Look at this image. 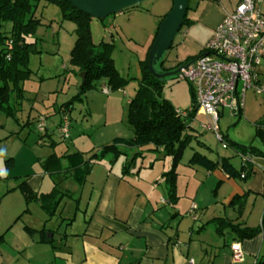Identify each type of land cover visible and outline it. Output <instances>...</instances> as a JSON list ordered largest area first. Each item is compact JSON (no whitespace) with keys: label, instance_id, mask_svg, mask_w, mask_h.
I'll list each match as a JSON object with an SVG mask.
<instances>
[{"label":"crops","instance_id":"0c3cea01","mask_svg":"<svg viewBox=\"0 0 264 264\" xmlns=\"http://www.w3.org/2000/svg\"><path fill=\"white\" fill-rule=\"evenodd\" d=\"M237 2L238 0H190V6L193 7L187 13L190 23L181 28L180 37H188L189 41L197 46L198 51L193 54H187L184 59L203 51L215 27L221 22L225 14L233 11ZM260 7L264 14V2H261ZM119 13L114 16L113 22H116L118 16L124 15L125 12L121 11ZM130 14L131 12H128L127 16ZM126 19L128 20L129 17H126ZM108 24L111 26L110 29H113L111 23L109 22ZM156 28L157 26L155 31ZM155 31L153 34H155ZM153 37L154 35H151L149 46ZM179 42L178 40L175 43L173 42L172 46L176 48ZM183 60H174L172 64L165 66L171 67ZM257 72L259 81L264 84L261 80V76H264L263 63L257 67ZM41 83L42 81H40L35 91L26 92L28 101L24 103L23 110L18 114V117L20 123H27L29 118L36 116L38 113H40V116L45 114L47 118L57 114L59 119L54 124H50V127L46 126L45 135H40V145H46L51 148V146L56 144L52 139V135L55 130H58L57 127L62 120L63 113L60 110L56 111V107L61 103H58L56 98L52 99L53 96H50L48 91L41 89ZM102 85L99 87L102 88ZM261 96L264 98V93ZM49 100L50 102L48 103ZM45 101L48 104H45ZM233 105H236L235 98ZM244 107L243 100V106L237 113L238 115L243 112ZM72 109L73 105L69 112L66 113L69 118ZM222 111L223 108L220 109L221 113ZM200 115L204 116L207 121V117L204 114L196 113L192 122L193 133L196 129H202L200 124L204 122L199 120ZM5 118L10 119V123H14V126L12 125L11 129V126L5 127L6 120H4V123L0 122V146L2 150H4L3 145H8L11 138L24 139L19 133V130L23 127L11 118ZM24 127L28 131H32L35 126L34 124H27ZM100 146L98 145L97 149H92L93 153ZM146 148L148 147L143 149ZM20 150H22V146H20ZM76 151L80 150L76 149ZM64 152L70 153L71 151L63 149L55 154L61 155ZM126 152L131 155L133 150H126ZM52 153L45 155L44 159ZM82 153L84 159L90 156L86 154L87 152ZM147 154L154 155V153L145 151L143 158L136 160L134 167L127 173L128 175L123 174L121 171L124 156H119L112 164L109 162L110 157L95 162L89 174L85 177L83 184L81 186L78 185L80 187L79 198L76 199V203L71 206V203L66 200L67 198H64L71 195V189H68L69 192L67 191V194H55L54 202L56 207L53 215L49 216L43 209L41 200L40 202L34 200L26 204L18 185L25 180L33 194H40L41 196L52 190L54 180L48 178L47 176L49 175L42 171L35 173L29 178L20 180L21 182L14 180L8 185L9 180L7 179L11 178L9 175L10 170L7 172L5 169H8L6 166L10 165L12 168L14 167L15 158L14 155L5 158L4 154L0 152V160L2 158L5 166L3 170L6 172V176L0 177V181L3 180L2 183L7 184L0 191V211L3 201L10 196L15 197L17 195L15 202L9 203V206L12 207L9 209V211H12L10 223L3 224L9 222V218L1 223L0 216V242L7 234L9 239L7 243L10 246V249L7 250L0 245V264H189L188 260L190 258L194 260L195 264H254L264 254V240L261 234H257L252 238L238 241L243 253V260L240 262L233 261L230 250V244L234 242L232 240L233 234L225 231L222 235H218L215 232L214 225L211 222L206 223L216 217H225L245 223L251 227L259 225L264 204V157H251L252 173L246 181L237 182L233 178L225 177L218 170L217 173L212 171L215 173V179L217 180L215 182L216 188H214L216 197H212L213 202L204 204L207 205L208 209L203 212H197V218L194 219L191 216L192 224L185 227L184 231H182L179 225L176 224L175 227L171 225L180 211L177 210L170 214L163 210L168 205L179 208L180 195L178 194L177 180V200L174 205L159 194L157 190H152L151 185L149 186V189L152 190L151 193L144 188L145 182L149 183L148 178H143L141 175L143 168H149L148 165H143L142 160ZM156 155L160 158L163 157L157 153ZM167 158L163 157V159ZM9 159H12V161H8ZM6 160L8 162H5ZM187 166L199 167L188 165V163ZM40 168H42V165ZM94 172H97L96 178L89 180L88 176ZM57 177L60 179L59 182L62 183V176L59 175ZM66 180L73 181L70 178ZM88 180L90 181L88 182L90 190L87 197H84L81 189ZM163 180L155 179L153 184H161ZM73 182L75 183V181ZM224 185H229L230 191L226 196L222 195L219 197V188ZM65 190L67 189L65 188ZM17 192L19 194H16ZM245 192H248V194L243 211L239 214L228 203L234 195H242ZM22 198L28 224L19 228L15 225L17 218L20 217L21 213H24L23 210L22 212L19 211L21 208L19 204L21 205ZM83 198H85V201L84 205L81 206ZM71 202L73 201L71 200ZM191 202H194L193 199ZM215 202L222 205V210L226 215H215L217 211L216 205H213ZM196 207L197 211L201 205ZM188 208L185 209L183 215L190 214V209L188 210ZM205 217V221L201 220ZM211 226L213 227L212 230L209 228ZM207 232H210L209 236L205 235ZM44 238L52 240L44 241Z\"/></svg>","mask_w":264,"mask_h":264},{"label":"rangeland","instance_id":"374dc122","mask_svg":"<svg viewBox=\"0 0 264 264\" xmlns=\"http://www.w3.org/2000/svg\"><path fill=\"white\" fill-rule=\"evenodd\" d=\"M171 1L172 0H145L137 6L123 10L122 12H125L124 15L118 16L116 22H113V18L115 15L120 14L119 12L111 14L104 19H91L90 31L92 41L98 43L103 39L114 43V47L110 53L111 58L120 74L129 80L122 88L111 90L108 94L103 93L100 89L101 87H98V89L84 93L81 99L75 98L73 100V113L71 111V116L70 118L68 117L70 137L64 140L61 138L58 130H55L52 139L56 144L51 146V148L46 145H40L41 132L39 134V131H35L33 128L32 131H28L26 127L19 130L20 136L24 138H19L18 140L20 142L15 138H11L8 145H3L4 150H2L0 146V152L4 154L5 158L12 157L13 155L15 158L14 167L12 168L10 165L6 166L8 169H5L7 172L10 170L9 175L11 178L7 179L9 180L8 185L14 182V180L19 182L24 178L26 179L35 175V173L42 172L43 169L40 168L41 162L45 155L49 153L53 152L57 154L63 149H69V151L72 152L78 149L91 155L93 153L92 149H95L98 145L108 144L116 137L130 138L133 136L132 130L128 128L125 121L127 102L137 89V79L141 75L140 61L144 60L146 57L151 35H154L153 33L159 19L169 11L172 4ZM128 12H131L129 16H127ZM36 16L38 18L42 16L45 22H49V20L52 21V26H40L36 31L35 36L39 39L38 48L42 53L30 57L29 66L34 73L30 80L24 83V87L30 91H35L40 84L38 78L42 76L46 79L42 81L40 86L41 89L48 91L50 96H53L52 99L56 98L58 103H63L74 96L78 92L79 87L80 73L76 74L74 71L75 69L69 63L70 49L76 37L74 33V24L70 21H61L58 8L54 5H46L45 7L39 5L36 10ZM126 17H129V19L127 20ZM109 22L113 26V29H110L111 26H109ZM180 33L181 30L175 35L173 41L174 43L177 42V40L180 41L177 47L175 48L172 46L165 53L164 65L172 64L174 60H183L187 54H193L198 51L197 46L193 42L191 43L188 37L181 38ZM181 42L184 43L182 44ZM261 63L264 64V59ZM261 80L264 82V76H261ZM158 98L167 99L176 109L183 110L189 107L191 103L190 84L180 77L165 78L161 84ZM49 102L50 100L48 103ZM46 103L45 101V104ZM244 106L243 112L239 115L228 108H223L222 115L218 122L220 133L225 136V140L228 143L232 141L241 146L253 145L262 150L263 147L261 146L260 140L255 137V132L258 127L264 132V98L256 94L252 89H248L244 96ZM0 116L2 118H0V122L4 123V120H6L5 127L11 126L10 128L12 129L14 123H10V119L2 115ZM58 119V115L54 114L45 119V125L50 127V124H54ZM199 120L206 122L205 117L201 115ZM258 121H260V124H258ZM194 133L198 134V139L204 142L209 150L198 147L195 141H192L185 148L176 169L178 194L180 195L178 202L179 208L168 205L163 209L164 212H169L170 214L177 210L180 211L176 216V220H174L171 225L173 227H175L176 224L179 225L182 231H184L185 227L192 224L191 216H193L194 213L203 212L205 209L207 210L208 207L204 204L213 202L212 197H216V193L214 192V188H216L215 182L217 181L215 179V173L212 172L208 174L200 167L187 166L188 159L192 152L197 148V150L205 153L210 158L226 156L230 157V161L235 167L238 168L240 164L236 149L231 146L225 149L222 148L221 143L215 139L212 132L199 128L196 129ZM20 146H22V150H20ZM252 156L255 158L264 157L256 154ZM1 160L0 168L3 169L5 166L3 160ZM142 160L143 165H148L149 167L143 168L141 174L143 178H148L149 182H145L144 188L150 193L152 190H157L159 194L168 199L166 181L163 180L161 184L157 185H154L153 182L155 179H165L162 173L170 168V159L157 157L156 154H147ZM8 161H12V159ZM8 161L6 160L5 162ZM214 171L217 173V170ZM96 176L97 172H94L88 177L89 180H91L92 178L95 179ZM47 177L59 183L57 187L60 192H58L57 195L62 192L66 193L68 189H71V195H69V197L65 196L64 198H67L66 200L71 203V206L73 203H76V199L79 198L80 188L77 184L72 180L67 181L66 179H63L61 183L57 176V178L52 176ZM89 180L81 189L84 197H87L90 190V185L88 184V182H90ZM234 180L237 182L243 181L238 178ZM2 182L3 180L0 181V191L7 185ZM150 185L152 186V190L149 189ZM65 188L67 190H65ZM229 191V185L220 187L218 191L219 197L222 195L226 196ZM16 194L19 193L17 192ZM16 196L17 195H15V197L10 196L2 203L0 211L1 223L9 218V222L3 223L4 225L10 223L12 211H9V209L12 207L9 206V203L12 204V202H15ZM192 199L194 202H191ZM71 200L73 202H71ZM84 201L85 198H83L81 206L84 205ZM192 204L196 206L201 205L198 209L199 211L195 210L193 213L183 215L185 209L189 207V210ZM213 205H216L217 208L215 215H226L220 203L215 202ZM19 206H21L19 211H24L23 198ZM206 217L201 220L205 221ZM26 220L25 212L21 213L20 217L17 218L15 226L22 228L24 225L28 224ZM209 228L212 230L213 227L211 226ZM8 234L10 235V233ZM209 234L210 232L205 233L206 236H209ZM7 242H9V239L6 234V237L0 242V245L8 250L10 246Z\"/></svg>","mask_w":264,"mask_h":264},{"label":"trees","instance_id":"16d2710c","mask_svg":"<svg viewBox=\"0 0 264 264\" xmlns=\"http://www.w3.org/2000/svg\"><path fill=\"white\" fill-rule=\"evenodd\" d=\"M39 5L43 7L46 5L56 6L60 13L61 21H70L74 24L76 37L70 49L69 63L75 69L76 74L84 73L83 80L79 77L78 92L56 107L57 112L60 110L62 113H68L75 98L81 99L84 93L97 89L102 84V86L107 87L111 91L122 88L129 80L120 74L111 58L110 53L114 47V43L103 39L98 43H94L91 39L90 31V21L93 17L76 9L68 0H0V114L11 118L21 127L27 124H34L36 126L40 117H43L44 120L47 119L45 114H41L40 116V113H38L36 116L29 118L27 123H20L18 117V114L23 110L24 103L28 101L26 92L30 91L24 87V83L30 80L34 73L29 66L30 57L42 53L38 48L39 39L35 36L36 31L40 26H52V21L45 22L42 16L40 18L36 16V10ZM191 9L193 7L190 6V0H188L187 12L181 28L190 23L187 13ZM163 17L158 21L145 59L140 61L141 75L137 79V89L127 102L125 121L128 128L132 130L133 136L131 138L116 137L110 143L101 145L87 159L83 158V153L80 151L64 152L61 155L52 153L41 163L43 171L49 176L56 177L61 175L62 179H73L77 185L81 186L95 162L110 157L109 162L112 164L119 156H124L121 171L123 174H126L134 167L136 160L143 158L144 152L148 151L170 159V168L162 174L167 184L168 200L172 205L175 204L177 200L176 169L185 148L192 141H195L196 145L200 148L208 150L209 148L192 131V122L195 119L197 109L194 104V92L191 85V103L189 107L180 110L181 112H185V115H182L177 112V109L169 100L158 98L161 84L165 79L156 78L148 70V53ZM203 51L194 56L187 57L171 67L164 65V59L158 65L159 71L174 70L181 65L193 61ZM176 75L178 77V73ZM44 79L46 78L40 76L38 81L40 82ZM258 122L260 124V121ZM46 128L45 125L43 131H39L36 127L33 129L39 131V134L41 132L40 135L43 136L45 135L43 132L46 131ZM255 137L260 140L263 147L262 150L253 145L241 146L232 141L228 143L222 134V140L227 144V147L231 146L236 149L237 155L240 158L238 168L231 163L230 157L217 156L216 158H210L205 153L197 150V148L192 152L187 163L188 165L199 166L207 172L219 170L227 178H238L246 181L252 173V155L264 156V134L259 127L256 129ZM145 147L148 148L143 149ZM126 150H133V152L131 155H128L129 153ZM243 157L248 158L247 160H243ZM241 175L243 176L241 177ZM58 184V182L54 181L52 190L41 196L40 194H33L25 180L19 183L18 188L23 194L26 204L34 200L39 202L41 200L45 212L49 216H52L56 207L54 202L55 194L60 192L57 187ZM62 193L67 194L65 192ZM247 194L248 192L242 195H234L228 205L241 214ZM210 222L214 225L215 232L218 235H222L225 231L233 234L232 240L234 242L252 238L257 234H261L264 240V205L260 223L255 227L247 226L245 223L225 217H216L206 223ZM51 240L44 238V241ZM254 264H264V254Z\"/></svg>","mask_w":264,"mask_h":264},{"label":"built area","instance_id":"2783aa9c","mask_svg":"<svg viewBox=\"0 0 264 264\" xmlns=\"http://www.w3.org/2000/svg\"><path fill=\"white\" fill-rule=\"evenodd\" d=\"M261 2L264 0H238L233 11L225 14L215 27L203 53L178 72V77L185 79L193 89L197 113L207 117V121L200 124L201 127L212 132L224 149L227 144L222 140L218 125L220 109L228 108L238 113L248 89L258 95L264 93V84L259 81L257 72L264 58V14ZM101 91L105 94L110 92L105 86ZM234 98L236 105H233ZM177 112L185 115L178 109ZM68 120V115L63 113L58 126V132L64 140L69 137ZM35 127L39 131L45 129L43 117H40ZM196 209V205L192 204L190 213ZM192 217L197 218V214L194 213ZM230 250L233 261L243 260L239 242L231 243ZM188 262L195 264L191 258Z\"/></svg>","mask_w":264,"mask_h":264},{"label":"water","instance_id":"95a60500","mask_svg":"<svg viewBox=\"0 0 264 264\" xmlns=\"http://www.w3.org/2000/svg\"><path fill=\"white\" fill-rule=\"evenodd\" d=\"M76 9L96 18L104 19L127 8L137 6L145 0H68ZM188 0H172L169 11L159 23V28L152 47L148 53L147 66L151 74L158 79L174 78L181 68L187 67L192 61L174 70L160 72L158 65L165 59L175 35L180 31L186 15ZM205 54V53H204ZM79 77L83 80L84 73Z\"/></svg>","mask_w":264,"mask_h":264},{"label":"clouds","instance_id":"9594fccd","mask_svg":"<svg viewBox=\"0 0 264 264\" xmlns=\"http://www.w3.org/2000/svg\"><path fill=\"white\" fill-rule=\"evenodd\" d=\"M6 176V172L0 168V177Z\"/></svg>","mask_w":264,"mask_h":264}]
</instances>
